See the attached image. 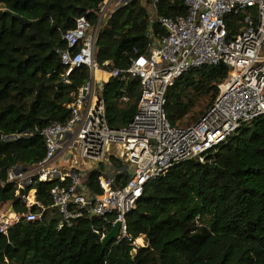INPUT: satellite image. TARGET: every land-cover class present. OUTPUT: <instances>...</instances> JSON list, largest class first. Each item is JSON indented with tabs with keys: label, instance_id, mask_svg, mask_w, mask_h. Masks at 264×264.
<instances>
[{
	"label": "trees",
	"instance_id": "trees-1",
	"mask_svg": "<svg viewBox=\"0 0 264 264\" xmlns=\"http://www.w3.org/2000/svg\"><path fill=\"white\" fill-rule=\"evenodd\" d=\"M103 0H0V201L17 213L27 207L6 179L9 167L26 166L45 155L42 128L69 116L71 92L90 79L81 65L65 74L60 59L66 48L61 32L85 16L97 23ZM151 0H128L98 25L95 61L109 68H126L130 58L146 53ZM184 0H158L156 15L185 14ZM243 25L241 14L226 16L227 37ZM155 32L163 33L158 24ZM228 74L224 64H205L180 75L166 90L165 115L180 123L201 100L213 102ZM137 77H110L101 89L111 128L133 118L139 98ZM126 92L129 101L119 103ZM179 125V124H178ZM188 125V124H186ZM15 133H27L4 140ZM115 165L120 162L110 155ZM99 170L86 172L84 184L92 195L102 193ZM128 177L117 176L118 184ZM53 182L36 181L31 206L42 214L35 221L21 217L8 234L0 233V264H264V115L243 124L204 162L182 161L147 182L136 205L125 216L127 236L104 250L101 233L110 225L86 208L70 227L57 228L60 214L49 194ZM28 189L21 192H27ZM112 218V217H111ZM97 229L98 232H95ZM142 237V246L133 241Z\"/></svg>",
	"mask_w": 264,
	"mask_h": 264
},
{
	"label": "built area",
	"instance_id": "built-area-1",
	"mask_svg": "<svg viewBox=\"0 0 264 264\" xmlns=\"http://www.w3.org/2000/svg\"><path fill=\"white\" fill-rule=\"evenodd\" d=\"M128 0H103L97 23L75 18L74 26L61 32L66 48L60 51L68 75L84 65L90 79L71 92L68 118L53 121L40 131L45 155L37 163L15 164L8 168L1 184L12 183L15 195L27 207L17 213L0 201V233L21 217L35 221L42 214L31 210L36 200V181L53 182L49 194L52 207L60 214L57 228L70 227L86 208L100 216L110 228L120 222L115 240L127 236L126 214L135 207L144 185L182 161L201 162L243 124L264 115V0H184L185 14L166 16L154 13L158 0H151L149 38L146 53L130 58L126 68H109V61H95L98 25ZM241 14L243 25L227 37L226 16ZM158 24L163 33L155 32ZM228 67L226 78L218 84L213 102L198 119L188 125H171L165 115L166 90L184 72L205 64ZM132 76L140 82L136 112L122 128H111L106 120L101 89L110 77ZM129 101L122 92L119 103ZM27 133H15L4 140H15ZM122 145L115 165L106 155L109 143ZM112 155V154H111ZM76 156L81 160L78 163ZM99 170L101 194L92 195L84 184L88 170ZM127 175L124 184L117 176ZM27 192H21L22 190ZM112 217V218H111ZM103 229L101 238L110 230ZM98 232L97 229H94ZM133 241V244L137 246Z\"/></svg>",
	"mask_w": 264,
	"mask_h": 264
},
{
	"label": "rangeland",
	"instance_id": "rangeland-1",
	"mask_svg": "<svg viewBox=\"0 0 264 264\" xmlns=\"http://www.w3.org/2000/svg\"><path fill=\"white\" fill-rule=\"evenodd\" d=\"M205 105V101L201 100V102L198 103V105L192 110V112H190L180 123H178L179 125H186L189 124L192 121V116L196 115L199 111L201 112L204 108ZM110 146V147H109ZM113 149V150H112ZM111 151V152H110ZM122 153V145L116 142H112L109 143V145L106 148V155H114V156H120V154ZM76 159L78 161V163H76L77 165L80 164V159L78 158V156H76ZM141 240H138V242H135L136 244L142 246L144 244L143 238L140 237Z\"/></svg>",
	"mask_w": 264,
	"mask_h": 264
},
{
	"label": "water",
	"instance_id": "water-1",
	"mask_svg": "<svg viewBox=\"0 0 264 264\" xmlns=\"http://www.w3.org/2000/svg\"><path fill=\"white\" fill-rule=\"evenodd\" d=\"M219 64L224 65V62L219 61ZM119 228L120 222L116 221L110 230L101 238L102 250H104L109 243L116 239L119 234Z\"/></svg>",
	"mask_w": 264,
	"mask_h": 264
},
{
	"label": "bare ground",
	"instance_id": "bare-ground-1",
	"mask_svg": "<svg viewBox=\"0 0 264 264\" xmlns=\"http://www.w3.org/2000/svg\"><path fill=\"white\" fill-rule=\"evenodd\" d=\"M110 147V146H109ZM113 150V149H112ZM111 152V151H110ZM138 240H141V238H138V239H136V242H138Z\"/></svg>",
	"mask_w": 264,
	"mask_h": 264
}]
</instances>
